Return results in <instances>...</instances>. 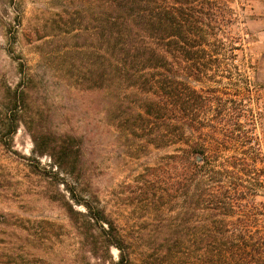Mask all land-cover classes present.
Listing matches in <instances>:
<instances>
[{
  "label": "trees",
  "instance_id": "obj_1",
  "mask_svg": "<svg viewBox=\"0 0 264 264\" xmlns=\"http://www.w3.org/2000/svg\"><path fill=\"white\" fill-rule=\"evenodd\" d=\"M11 1L13 43L25 44L22 0ZM65 3L62 32L82 38L66 51L85 59L79 82L96 94L102 127L130 160L159 153L122 184L125 198L108 200L82 133H55L27 115L32 75L19 62L21 84L0 97V144L10 148L24 124L33 154L49 157V170L33 158L27 172L47 184L35 193L64 209L75 264H264V154L251 105L264 84L231 32L233 0ZM9 178L0 174V192ZM56 228L0 205V264H52Z\"/></svg>",
  "mask_w": 264,
  "mask_h": 264
},
{
  "label": "rangeland",
  "instance_id": "obj_2",
  "mask_svg": "<svg viewBox=\"0 0 264 264\" xmlns=\"http://www.w3.org/2000/svg\"><path fill=\"white\" fill-rule=\"evenodd\" d=\"M65 4V0H22L19 9L29 33L23 44L13 43L12 26L17 15L15 2L0 0V97L6 87L14 89L21 84L19 62L23 61L22 68L32 75L28 84V100L32 109L27 115L55 133L67 130L82 133L86 158L100 162L99 166L94 162L90 164L98 187L108 200L119 194L123 199L127 191L122 189V184L132 180L144 165L152 164L159 153L153 151L149 157L130 160L124 148L123 151L120 148V142L102 127L96 94L81 90L79 77L85 59L76 51H66L67 47L78 46L82 38L75 36L79 33L78 29L68 36L62 32L65 17L57 14ZM232 5L239 21L231 27V32L243 37L241 42L245 56L251 58L256 66L255 79L264 84V20L259 17L264 14V0H233ZM223 85H227L226 80ZM251 105L260 112L255 132L264 154V88L252 98ZM118 153L124 159L117 156ZM33 158L39 161V168L49 170V157L33 154L30 131L24 124H19L12 136L11 147L0 144V174L10 177L9 186L0 192L5 196H2L4 199L0 205L23 217L55 222L58 226L56 233H61V236L58 235L59 243L46 254L52 264H75V240L64 209L35 193L47 184L28 174L27 165L37 164ZM58 188L63 189L61 184ZM125 208L128 211V207ZM111 252L116 256L114 248Z\"/></svg>",
  "mask_w": 264,
  "mask_h": 264
}]
</instances>
